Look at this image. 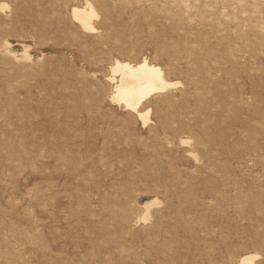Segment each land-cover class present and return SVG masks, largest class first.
Instances as JSON below:
<instances>
[{
	"label": "rangeland",
	"instance_id": "obj_1",
	"mask_svg": "<svg viewBox=\"0 0 264 264\" xmlns=\"http://www.w3.org/2000/svg\"><path fill=\"white\" fill-rule=\"evenodd\" d=\"M116 58L180 81L147 126L110 100ZM249 253L264 264V0H0V264Z\"/></svg>",
	"mask_w": 264,
	"mask_h": 264
},
{
	"label": "bare ground",
	"instance_id": "obj_2",
	"mask_svg": "<svg viewBox=\"0 0 264 264\" xmlns=\"http://www.w3.org/2000/svg\"><path fill=\"white\" fill-rule=\"evenodd\" d=\"M4 7L5 4H1V8ZM71 14L84 30L93 29L92 18L95 12L90 4L86 2L84 6L72 7ZM4 50L10 55L6 44ZM11 56L16 59V55ZM22 57L26 59L27 53L25 52ZM108 69L107 82L112 85L110 100L136 114L142 126H147L151 122V109L144 107L145 102L150 97L162 94L180 84V81L168 79L160 65L146 58L137 61L116 58L110 62ZM146 215L143 219H146ZM257 257V253L245 254L234 264H251Z\"/></svg>",
	"mask_w": 264,
	"mask_h": 264
}]
</instances>
